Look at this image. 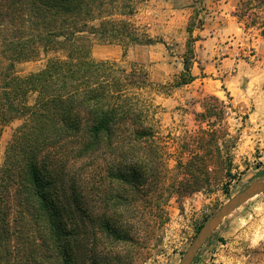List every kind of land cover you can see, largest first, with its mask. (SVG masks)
<instances>
[{"label":"rangeland","instance_id":"rangeland-1","mask_svg":"<svg viewBox=\"0 0 264 264\" xmlns=\"http://www.w3.org/2000/svg\"><path fill=\"white\" fill-rule=\"evenodd\" d=\"M134 20L157 42L124 50L93 41L89 55L143 64L160 85L150 90L153 136L73 167L82 185L68 223L74 264H178L200 226L264 177V0H151ZM185 60L195 80L176 86ZM44 64L40 56L14 69L23 77ZM19 124L0 125V165ZM122 163L143 167L141 177L127 186L112 178L109 166ZM193 264H264V193L236 209Z\"/></svg>","mask_w":264,"mask_h":264},{"label":"trees","instance_id":"trees-1","mask_svg":"<svg viewBox=\"0 0 264 264\" xmlns=\"http://www.w3.org/2000/svg\"><path fill=\"white\" fill-rule=\"evenodd\" d=\"M149 1L0 0V125L20 121L0 165V264H74L68 223L71 204L82 207L78 169L119 141L153 136L150 90L160 85L143 64L89 55L93 41L124 50L157 42L134 20ZM40 56L41 69L16 73L15 64ZM194 80L185 60L176 86ZM141 168L111 164L109 172L127 186Z\"/></svg>","mask_w":264,"mask_h":264},{"label":"water","instance_id":"water-1","mask_svg":"<svg viewBox=\"0 0 264 264\" xmlns=\"http://www.w3.org/2000/svg\"><path fill=\"white\" fill-rule=\"evenodd\" d=\"M262 193H264V177L252 181L241 191L229 198L200 226L178 264H192L198 252L219 226L236 209Z\"/></svg>","mask_w":264,"mask_h":264},{"label":"crops","instance_id":"crops-1","mask_svg":"<svg viewBox=\"0 0 264 264\" xmlns=\"http://www.w3.org/2000/svg\"><path fill=\"white\" fill-rule=\"evenodd\" d=\"M225 60H228V58H225ZM225 62V61H224ZM259 121V120H258ZM259 126V124L255 125V128H257Z\"/></svg>","mask_w":264,"mask_h":264}]
</instances>
